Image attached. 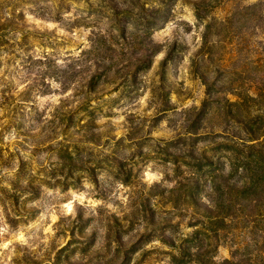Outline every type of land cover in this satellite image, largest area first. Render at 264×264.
I'll use <instances>...</instances> for the list:
<instances>
[{
    "label": "rangeland",
    "instance_id": "374dc122",
    "mask_svg": "<svg viewBox=\"0 0 264 264\" xmlns=\"http://www.w3.org/2000/svg\"><path fill=\"white\" fill-rule=\"evenodd\" d=\"M261 86L264 0H0V264H263L206 209Z\"/></svg>",
    "mask_w": 264,
    "mask_h": 264
},
{
    "label": "trees",
    "instance_id": "16d2710c",
    "mask_svg": "<svg viewBox=\"0 0 264 264\" xmlns=\"http://www.w3.org/2000/svg\"><path fill=\"white\" fill-rule=\"evenodd\" d=\"M250 7L255 8L256 5ZM246 90L244 95L236 96L246 103H254L257 108L255 113L249 115V121L243 124L249 140H238L235 135L219 132L220 136H228L243 144L240 146H244V150L233 152L236 161L232 163L228 173L211 169L209 171L210 200L206 209L209 212V221L215 226V232L227 222L243 220L245 210L250 207L253 208L252 214L246 215V218L254 219L255 223L264 222V86L257 87L253 94L249 89ZM239 104L240 102H236L233 105ZM191 135L195 136L193 133ZM210 163L214 165L213 162ZM237 177L239 179H236ZM195 187L198 189L200 184ZM240 198L247 204L238 202ZM226 264L233 263L228 260Z\"/></svg>",
    "mask_w": 264,
    "mask_h": 264
}]
</instances>
